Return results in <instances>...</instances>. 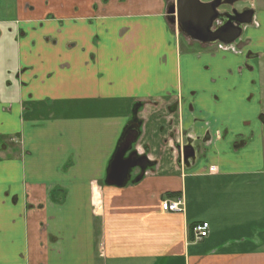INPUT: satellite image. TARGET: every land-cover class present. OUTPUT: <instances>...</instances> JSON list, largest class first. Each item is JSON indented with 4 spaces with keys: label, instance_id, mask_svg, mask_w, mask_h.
<instances>
[{
    "label": "crops",
    "instance_id": "1",
    "mask_svg": "<svg viewBox=\"0 0 264 264\" xmlns=\"http://www.w3.org/2000/svg\"><path fill=\"white\" fill-rule=\"evenodd\" d=\"M174 2L0 0V264H264V0L238 54ZM132 124L150 165L108 185ZM183 131L209 137L188 166Z\"/></svg>",
    "mask_w": 264,
    "mask_h": 264
},
{
    "label": "water",
    "instance_id": "2",
    "mask_svg": "<svg viewBox=\"0 0 264 264\" xmlns=\"http://www.w3.org/2000/svg\"><path fill=\"white\" fill-rule=\"evenodd\" d=\"M220 0L200 2V0H175L167 10V20L171 24L181 25L182 32L191 40L204 44L231 45L241 36L243 26L252 24V11L236 15L219 14L217 11ZM238 0H225L233 3ZM216 25V26H215ZM215 26V27H214ZM214 27V28H213ZM138 125H130L117 146V151L110 164L106 183L122 187L129 180V171H142L149 165L145 156H138L131 151L132 145L138 139ZM192 140L187 139L185 145H177L176 149L182 154L185 166L196 160ZM127 155V156H126Z\"/></svg>",
    "mask_w": 264,
    "mask_h": 264
},
{
    "label": "flooded vegetation",
    "instance_id": "3",
    "mask_svg": "<svg viewBox=\"0 0 264 264\" xmlns=\"http://www.w3.org/2000/svg\"><path fill=\"white\" fill-rule=\"evenodd\" d=\"M212 1H214V0H208L207 2H212ZM224 1L225 0H220L219 1L220 2V5L217 8V11H218L219 14H221V15L222 14H227V15H232V16L236 17V15H238V14L247 13L248 11H252L251 13H253V17H252V23H253L254 14H255L254 12H256L258 10V4L256 3L257 4V7L256 6H253L254 5L253 2L254 1L257 2V0H238V1H235L233 3H230V2L225 3ZM168 18L169 17H167V19ZM171 25H174V24H171ZM250 25H252V24H250ZM250 25H248V26H250ZM175 26H176V29H177V32H178L179 35L187 37L182 32V30L180 29L181 28V25L175 24L174 27ZM245 27H247V26H243L242 33H243V30H244ZM242 33H241V36H242ZM238 39H236V41L234 43H232L231 45H223V44H220V43H217V44H207V45H211V47H214L217 51H220V52L238 54V53H240V51L235 46L236 43H237V41H238ZM202 44H204V43H202ZM180 136H181V142L175 144V149H176V146L177 145H182L183 146V145L186 144V140L187 139H190V140L193 141L192 142V145H193V149L195 151V156L194 157H196V159H197V156L199 154H202L205 151V145L209 141L208 134H205L203 137H192V138H190L189 137V132L183 131V133H181ZM176 151H177V149H176ZM178 155H179V157H177L178 158V164H182V166H185L183 164V162H182V157H181L182 154L178 152Z\"/></svg>",
    "mask_w": 264,
    "mask_h": 264
},
{
    "label": "built area",
    "instance_id": "4",
    "mask_svg": "<svg viewBox=\"0 0 264 264\" xmlns=\"http://www.w3.org/2000/svg\"><path fill=\"white\" fill-rule=\"evenodd\" d=\"M211 173H214L216 169L209 168ZM185 203L182 197L175 198L173 201H164L161 204V209L163 212H169V213H183ZM193 234L196 242H200L204 239H206L209 235V225L206 222H201L196 224L193 227Z\"/></svg>",
    "mask_w": 264,
    "mask_h": 264
},
{
    "label": "rangeland",
    "instance_id": "5",
    "mask_svg": "<svg viewBox=\"0 0 264 264\" xmlns=\"http://www.w3.org/2000/svg\"><path fill=\"white\" fill-rule=\"evenodd\" d=\"M253 4H254L253 6H256L257 7L256 1H254ZM182 37L184 38V36H182Z\"/></svg>",
    "mask_w": 264,
    "mask_h": 264
}]
</instances>
